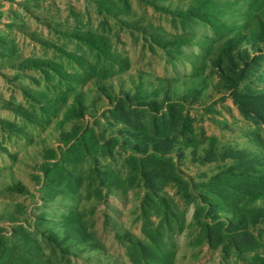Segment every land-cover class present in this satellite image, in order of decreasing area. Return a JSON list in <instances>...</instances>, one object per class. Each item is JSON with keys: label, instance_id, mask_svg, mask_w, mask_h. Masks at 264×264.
Returning a JSON list of instances; mask_svg holds the SVG:
<instances>
[{"label": "rangeland", "instance_id": "obj_1", "mask_svg": "<svg viewBox=\"0 0 264 264\" xmlns=\"http://www.w3.org/2000/svg\"><path fill=\"white\" fill-rule=\"evenodd\" d=\"M263 13L262 0H0V264H134L128 241L149 231L165 264H264V217L244 250L203 228L231 218L213 177L264 162V129L215 64ZM238 90L264 93V60ZM145 154L172 161L187 190L149 182Z\"/></svg>", "mask_w": 264, "mask_h": 264}, {"label": "trees", "instance_id": "obj_2", "mask_svg": "<svg viewBox=\"0 0 264 264\" xmlns=\"http://www.w3.org/2000/svg\"><path fill=\"white\" fill-rule=\"evenodd\" d=\"M264 7V0H262ZM254 25L246 28L243 31H239L233 34L232 37L227 38L221 48L220 55L216 61V68L219 71V77L222 80H232L233 86L230 88L231 97L234 104L237 106L241 116L245 119H250L257 124H260L264 129V93H253L248 90L239 91L238 86L245 77L248 70L254 65H259V62L264 60L262 55V47L264 46V13L261 17H253ZM260 52V53H259ZM116 117L113 115L115 122L129 125L130 121L128 117L123 115L117 108ZM170 145L163 143L161 145H155L153 150L168 151ZM147 148H143L142 152L147 153ZM231 153L230 158L233 156L243 155L239 151H229ZM153 159L151 155L145 154V159ZM236 160L238 157H235ZM154 160V159H153ZM260 160V161H259ZM258 156H250L239 164L244 165L242 171L235 174L232 172V178H229L228 182L220 175L213 177L215 181L210 184V192L216 196L217 200L223 204L224 207L232 210L230 212L231 218L228 220H219L217 216L213 219L212 225L206 224L204 228V238L210 245L214 241L220 240L223 232L232 234V245L239 250H244L248 238V227L254 226L264 217V207H255L247 209L241 207L238 203L231 198L240 196L242 198H251L252 202L258 199H264V168L261 170L256 169V164L264 166V162L261 161ZM156 166L149 170H143L142 175L145 176L149 182L153 184L155 180H161L166 183H173L176 185H184L187 190L188 184L184 183L175 170V166L170 160H158L155 161ZM256 174V175H255ZM236 180V181H235ZM238 183V185H236ZM150 185L152 188L153 185ZM231 184L233 186H231ZM236 186V188L234 187ZM156 192H154L155 194ZM227 198H230L227 200ZM239 198V197H238ZM203 202L207 203L206 197H202ZM210 206L209 203H207ZM76 238L79 241H86L88 236L82 229H76ZM147 242L142 243L139 241H128L131 246L128 245V256L131 258L134 264H147L151 262L153 264H165L162 263L161 257L153 250L151 242L154 238L151 232H147ZM136 255V257H134ZM162 260V261H161ZM164 262V261H163Z\"/></svg>", "mask_w": 264, "mask_h": 264}]
</instances>
